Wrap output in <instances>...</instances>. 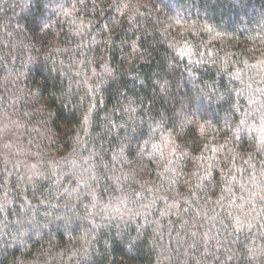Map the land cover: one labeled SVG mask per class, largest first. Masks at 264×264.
Listing matches in <instances>:
<instances>
[{
	"label": "trees",
	"instance_id": "16d2710c",
	"mask_svg": "<svg viewBox=\"0 0 264 264\" xmlns=\"http://www.w3.org/2000/svg\"><path fill=\"white\" fill-rule=\"evenodd\" d=\"M0 264H264V0H0Z\"/></svg>",
	"mask_w": 264,
	"mask_h": 264
}]
</instances>
